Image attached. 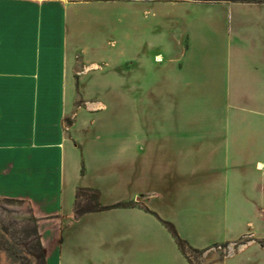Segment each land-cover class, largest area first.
Returning <instances> with one entry per match:
<instances>
[{"label":"crops","instance_id":"1","mask_svg":"<svg viewBox=\"0 0 264 264\" xmlns=\"http://www.w3.org/2000/svg\"><path fill=\"white\" fill-rule=\"evenodd\" d=\"M117 9L135 14L129 89L147 100L124 135L116 119L90 123L104 102L65 96L77 50L83 93L96 80L117 92ZM117 154L142 187L121 203ZM80 188L99 191V210L75 217ZM0 196L53 222L40 225L46 264H118L132 251L117 246V210L150 208L194 248L225 244L221 264H264V0H0ZM83 235L99 246L73 243Z\"/></svg>","mask_w":264,"mask_h":264},{"label":"rangeland","instance_id":"2","mask_svg":"<svg viewBox=\"0 0 264 264\" xmlns=\"http://www.w3.org/2000/svg\"><path fill=\"white\" fill-rule=\"evenodd\" d=\"M134 16L135 14H132L128 9L106 12V24L117 25L116 31H110L107 28L105 34L106 42H109V44L106 43L107 52L117 51V92L104 93L102 90L104 83L101 80L99 82L96 80L90 86L89 93H83L81 79L83 63L81 52L77 50L72 63L75 75L72 83L73 92L65 95L69 101L74 103L75 108L85 102H94L95 104H98L99 101L104 102L106 104L104 109L89 112L87 118L90 123L92 120L101 118L105 120L116 119L117 135L129 133V121L136 106V98L141 96L132 94L129 89L131 84L129 73L130 68L132 69L130 47L136 33L133 29V23L136 21ZM138 16H144L139 18L141 21L155 18L152 11ZM113 40L114 42H112ZM110 81L111 83L105 86L111 87L114 81L113 79ZM139 99L141 100V102L138 101L139 105L147 103L145 97H139ZM70 118L71 116L67 120L71 121ZM128 163V155L117 154V203L128 201V198L135 193L136 188H142L140 183L130 180ZM122 207L117 205V208ZM96 209L99 210L96 192H81L75 203L74 215L77 217L84 212L95 211ZM122 211L124 210H117V213L123 214V216H117V246L128 248L132 254L129 253L124 256L118 264H178L173 259L172 250L179 246H177L176 239L167 225V223L172 224L177 231L172 220L162 216L152 208L145 210L144 217L138 221L135 218L136 214H128ZM104 221L103 217H99L91 222L84 220L81 224L93 222L95 226H101ZM41 223H43L42 229L50 230L53 222L49 217L41 218L28 200L0 196V264H44V254L40 244ZM73 241L76 245L91 248H96L100 244L99 239H91L89 235L77 237ZM225 252V244L217 245L208 250L193 251L188 249L192 264H221Z\"/></svg>","mask_w":264,"mask_h":264},{"label":"trees","instance_id":"3","mask_svg":"<svg viewBox=\"0 0 264 264\" xmlns=\"http://www.w3.org/2000/svg\"><path fill=\"white\" fill-rule=\"evenodd\" d=\"M86 191H95L96 192V201H97V205H98V199H99V195H100L98 190H95V189H92V188H80L77 191V195H76L77 198H79V196L81 195V192H86ZM98 209H99V206H98ZM84 213H86V212H84ZM167 225H168L169 229L171 230V232L173 233V235H174V237L176 239V242H177V244L179 246V249L182 251V253L187 257V259L191 263V261L189 259L188 249L193 250V251L194 250H200V249L192 247L186 240L181 238L180 235L177 233L176 229L173 227L172 224L167 223ZM40 244H41L42 252L44 254V264H46V256H45V252H44V249H43V246H42V243H41V238H40ZM202 250H207V249H202Z\"/></svg>","mask_w":264,"mask_h":264}]
</instances>
